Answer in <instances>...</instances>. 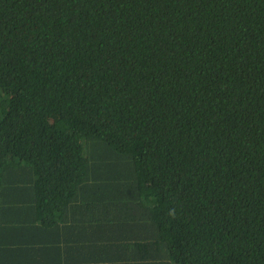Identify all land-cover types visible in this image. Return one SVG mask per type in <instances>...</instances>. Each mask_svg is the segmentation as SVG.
Listing matches in <instances>:
<instances>
[{"label":"trees","instance_id":"1","mask_svg":"<svg viewBox=\"0 0 264 264\" xmlns=\"http://www.w3.org/2000/svg\"><path fill=\"white\" fill-rule=\"evenodd\" d=\"M71 203L73 264H264V0H0V212Z\"/></svg>","mask_w":264,"mask_h":264},{"label":"crops","instance_id":"2","mask_svg":"<svg viewBox=\"0 0 264 264\" xmlns=\"http://www.w3.org/2000/svg\"><path fill=\"white\" fill-rule=\"evenodd\" d=\"M13 189H15V191L17 190L16 188ZM25 192L26 190L21 191V193ZM18 207L22 209L21 214H16L14 207L10 213L8 212V207L3 208V210L0 212V222L5 223L6 225V229L3 230H6L5 233L9 231L13 234H16L12 231L11 226L20 228L22 225L23 230L19 232V234H23L21 241L23 243H31L32 241L36 242L35 238H37V242L41 243L39 246L41 245L42 247L41 249H37V247L34 250H27L24 247V250H16V252H14L12 255L8 254L6 250L4 252L0 250V263L8 260L17 264H26L35 257L37 259L42 258L43 261L46 260L58 262L60 264H73V262H77L75 259L80 258V254L84 255L86 253H90L89 248L85 252H80L78 249L80 243L88 242L87 239L90 229H92V225L90 224L92 217L90 213L80 211L72 203L68 205L66 204L61 222L56 226L53 224L52 227L46 230L43 229L41 232L36 234L35 238L31 239L30 232L27 231L25 226L18 221H24L27 219L30 220V209L27 206ZM2 235H4L3 231ZM82 257L85 258L86 256Z\"/></svg>","mask_w":264,"mask_h":264}]
</instances>
